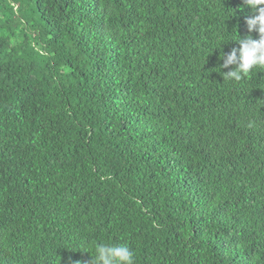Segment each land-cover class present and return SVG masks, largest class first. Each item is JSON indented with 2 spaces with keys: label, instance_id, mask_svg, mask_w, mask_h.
Here are the masks:
<instances>
[{
  "label": "trees",
  "instance_id": "16d2710c",
  "mask_svg": "<svg viewBox=\"0 0 264 264\" xmlns=\"http://www.w3.org/2000/svg\"><path fill=\"white\" fill-rule=\"evenodd\" d=\"M253 14L0 0V264H264V71L220 58Z\"/></svg>",
  "mask_w": 264,
  "mask_h": 264
},
{
  "label": "clouds",
  "instance_id": "9594fccd",
  "mask_svg": "<svg viewBox=\"0 0 264 264\" xmlns=\"http://www.w3.org/2000/svg\"><path fill=\"white\" fill-rule=\"evenodd\" d=\"M243 4L254 13L245 19L247 31H255L258 38L241 39L235 33L236 38L231 41L238 47L221 54V67L229 69L222 73L223 80L232 82L242 81L254 70L264 71V0H243ZM92 252L91 264H136L134 252L127 243H96Z\"/></svg>",
  "mask_w": 264,
  "mask_h": 264
},
{
  "label": "rangeland",
  "instance_id": "374dc122",
  "mask_svg": "<svg viewBox=\"0 0 264 264\" xmlns=\"http://www.w3.org/2000/svg\"><path fill=\"white\" fill-rule=\"evenodd\" d=\"M17 7L15 6L13 9H16Z\"/></svg>",
  "mask_w": 264,
  "mask_h": 264
}]
</instances>
